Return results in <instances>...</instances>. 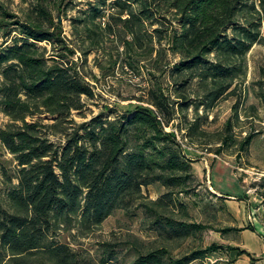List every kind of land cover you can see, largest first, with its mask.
<instances>
[{"label": "trees", "instance_id": "obj_1", "mask_svg": "<svg viewBox=\"0 0 264 264\" xmlns=\"http://www.w3.org/2000/svg\"><path fill=\"white\" fill-rule=\"evenodd\" d=\"M37 1L39 14L33 22H9L12 14L0 13V28L7 35L16 30L12 25L20 31L11 45L0 47V111L10 117L6 127L0 126V143L19 167L18 183L6 202L0 197V264H83L73 247L59 240L61 233L76 229L87 236L116 211L133 212L137 203L156 210L158 229L171 225L161 208L174 202L176 187L195 174L194 161L166 127L177 113L182 123L189 120L186 111L194 101L184 95L183 86L193 80L201 100L187 126L191 138L206 133L200 106L208 111L237 95L248 77L250 51L257 43L264 45V0H114L110 14L103 8L108 0L90 2L85 18L73 19L85 27L75 25L83 53L103 49L104 34H116L115 26L122 25L131 35V40L123 37L130 50H156V62L164 60V46L179 53L174 73L184 78L177 101L155 87L149 92L151 106L113 110L115 115L103 111L83 122L74 111L85 109L84 96L95 98V88L74 60L77 48L54 14L61 15L75 0ZM42 42L52 44L54 53L48 54ZM260 75L264 79V65ZM43 114L57 118L46 124L36 119ZM226 130L234 131L232 119ZM257 133H250L241 149L246 150ZM157 182L170 191L145 202L144 187ZM228 249L245 253L233 245ZM210 250L215 247L175 258L169 249L158 248L139 255L134 264H190ZM114 257L105 256L102 263L117 264Z\"/></svg>", "mask_w": 264, "mask_h": 264}, {"label": "rangeland", "instance_id": "obj_2", "mask_svg": "<svg viewBox=\"0 0 264 264\" xmlns=\"http://www.w3.org/2000/svg\"><path fill=\"white\" fill-rule=\"evenodd\" d=\"M92 1L99 0H75L68 3L61 15L58 12L54 13L56 20L62 24L64 35L71 46L77 48L74 60L79 62L96 92L93 99L84 96L86 107L83 111H74L76 120L83 122L103 111L115 115L113 110L134 111L138 106H151L149 92L152 88L160 86L174 101L179 100L177 90L182 86L184 77L174 73V70L181 56L169 50V46H164L168 49L164 60L156 62V50L151 52L148 49L145 52L144 49L136 51L128 49L123 38L126 33L122 25H118L115 26L116 34H104L103 49L97 48L88 55L81 51L82 46L78 47L80 36L76 33L75 25L80 26V29L85 27L73 19H84V11L90 9L89 3ZM113 1L108 0L103 7L107 13L114 10ZM37 2L0 0V13L7 10L12 14L13 17L7 19L9 22L15 20L33 22L37 20L39 14ZM11 28L16 29L11 35H7L5 29L0 28V47L11 45L14 37L19 35L17 25H12ZM150 28L153 30V26ZM97 32L101 30L97 29ZM262 32L264 35V22ZM126 36L131 40L129 33ZM97 38L98 35H95V39ZM92 41H89L91 45ZM41 45L48 47V54L54 53L52 44L42 42ZM154 45L156 48L160 47L156 42ZM247 59L248 77L240 84L241 89L237 95L224 99L208 111L205 106H200L206 133L195 135L193 138L188 136L187 126L189 121L196 117L195 106L201 100V97H198L200 90L196 80L183 86H186L184 95L188 96L187 99L190 101H194L186 111L189 120L182 123V118L177 113L176 120L166 128L177 136L189 159L199 157L198 150L209 159L211 166L219 157L230 161L238 173L242 172L238 167L251 165L247 158L248 148L243 150L241 147L250 133L264 128V79L260 75V67L264 65V45L255 44ZM254 105L256 110L252 108ZM56 118L57 116L51 114L36 117L46 124L53 123ZM229 119L234 122L232 134L226 132V122ZM9 122L10 117L0 111V126L6 127ZM44 130L46 132L48 128ZM228 137L229 141L224 142ZM51 138L55 141L63 140L60 135H51ZM216 155L219 157H215ZM3 164L7 165L8 175ZM18 169L17 163H13V154L0 143V197L5 202L10 188L18 183ZM194 171L195 177L188 178L186 184L176 187L174 202L167 201L164 209L161 208L166 221L171 222L168 229L156 227L153 218L156 214L155 209L150 210L137 203L132 209L133 212L116 211L95 232L87 236L78 235L75 229L61 233L59 240L70 244L83 264H104L102 259L110 254H114V261L117 264H134L139 255L158 248H167L173 257L179 258L194 251L214 247L215 250H210L204 257L195 259L190 264H232V251L228 249L232 244L229 239L238 234L229 229L231 215L228 214L222 198L218 197L206 182L208 173L205 162H194ZM169 191V188L160 182L144 187L145 202L160 199ZM193 224L203 227L197 228Z\"/></svg>", "mask_w": 264, "mask_h": 264}, {"label": "crops", "instance_id": "obj_3", "mask_svg": "<svg viewBox=\"0 0 264 264\" xmlns=\"http://www.w3.org/2000/svg\"><path fill=\"white\" fill-rule=\"evenodd\" d=\"M256 132L259 133L253 137L247 152L251 165L238 167L241 173L218 155L212 166L203 152L197 150L200 156L190 157L207 165L206 182L224 201L232 218L230 228L238 234L229 242L245 250L243 254L231 252L232 264H264V128Z\"/></svg>", "mask_w": 264, "mask_h": 264}]
</instances>
